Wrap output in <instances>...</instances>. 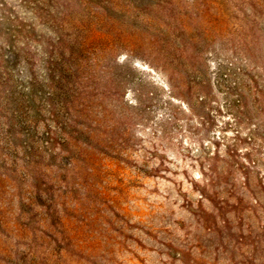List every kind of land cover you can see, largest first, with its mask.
<instances>
[{"label": "rangeland", "instance_id": "374dc122", "mask_svg": "<svg viewBox=\"0 0 264 264\" xmlns=\"http://www.w3.org/2000/svg\"><path fill=\"white\" fill-rule=\"evenodd\" d=\"M0 185V264H264V0H0Z\"/></svg>", "mask_w": 264, "mask_h": 264}, {"label": "trees", "instance_id": "16d2710c", "mask_svg": "<svg viewBox=\"0 0 264 264\" xmlns=\"http://www.w3.org/2000/svg\"><path fill=\"white\" fill-rule=\"evenodd\" d=\"M18 188H16V186H13V190L14 191H17ZM20 191V189H19ZM5 193L3 192L2 188H1V185H0V198L4 195ZM29 195H32V193L30 192ZM21 197L24 199L26 198L24 194H21Z\"/></svg>", "mask_w": 264, "mask_h": 264}]
</instances>
